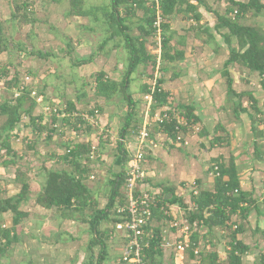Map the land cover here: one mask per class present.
I'll return each instance as SVG.
<instances>
[{
	"label": "crops",
	"instance_id": "obj_1",
	"mask_svg": "<svg viewBox=\"0 0 264 264\" xmlns=\"http://www.w3.org/2000/svg\"><path fill=\"white\" fill-rule=\"evenodd\" d=\"M64 1L69 2V0H57L58 5L65 7L64 13L62 18L56 21L57 24H54L55 32L49 30L51 34L49 39L60 40L61 35L64 39L61 40L62 44L66 46L70 44L74 49L72 54L81 55L83 49L93 47L100 37L102 41L99 47L105 48L102 50H104L103 54L106 53L105 59L108 60L106 63L108 71L106 69L103 71L108 72L109 75L103 73L109 80L122 82L124 78L117 79L115 75H119L122 71L124 61L116 57L115 53L120 48H124L125 61L128 62L125 64L128 69L129 55L123 38L110 39L111 31L100 13V21L97 22L90 17L67 16L70 2L67 4ZM85 1L87 10L111 6L110 0L101 2L98 0L93 4L90 0ZM185 1L198 7L202 18L196 23L197 26H194L195 21L188 20L190 14L187 15L186 10H183L170 23L171 29L168 35L172 40L171 55L175 56L178 53L180 56L177 60L164 62L165 70L158 80L161 91L167 96L166 106L157 107L154 101L149 107L144 98L150 86L147 83L151 73L150 65H140L131 74L125 94L114 96L112 99L96 96V83H93L92 89L98 99L97 103L84 102L90 100L86 92L82 88L74 91L72 86L73 82L83 80V77L87 76L84 72L94 66L89 64L90 62L87 63L88 65H78V68H74V72L77 73L72 70V78L64 74L63 81L54 85L49 83L47 87L52 96L46 95L43 87L37 82L35 88L43 97V101L35 104L31 116L40 118L38 129L36 130L32 125L30 116H23L20 134L12 143V150L17 152L20 162L22 161L27 167L25 174L30 179V193L22 204V208L26 209L21 208L28 216L19 226L21 229L19 234L22 233V236L28 233L27 239L33 241L35 245H45L43 252L45 255L43 254L42 257L39 254L37 263L44 264L47 262L46 259H53L54 264H59L63 236L69 237L71 243L68 244L69 247H64V250L73 249L74 255H69V260L77 262L79 257L77 264H87L91 257L93 264H98L101 250L99 246H95L92 252L90 250V244L96 234L92 233L89 224H79L80 221L64 219L59 213L55 214L53 210L44 209L37 204L36 200L46 185V171L67 170L76 174L81 172L83 182L96 202V208L102 210L107 207L114 183L118 181L119 176L124 173L126 178L130 162L139 147L138 133L144 127H148L150 138L143 164L146 179L139 184L138 189L142 193L148 192L161 202L158 207L160 209L154 211L150 228L155 232L160 230L161 233L166 230L170 241L176 242L179 232L170 229L168 219L161 208L168 209L173 215L172 218L186 215L188 209L195 203V191L198 194L205 190L213 193L216 191V180L221 176H214L213 166L221 164L227 169L230 165H234L239 182L238 189L246 199L244 208L247 207L248 211L246 213L238 211L233 214L224 228L215 227L212 233L200 228L197 234L198 241L201 247L217 251L220 256L222 253L227 259L230 251V236L237 230L234 227H237L240 228L237 240L249 247V252L242 257V264H259L264 258V91L257 75H253L257 78L254 81L255 79L248 78V73L238 66L225 68L229 54L222 34L227 30L220 33L215 31L217 20L209 10L224 15L229 3L225 0L221 2L205 0L206 6H201L197 0ZM261 2L264 3V0ZM63 3L66 5L64 6ZM150 5L149 0L143 4L144 7L133 5L136 8L135 15L127 22V25H132L129 31L131 37L141 36L139 26L146 25L143 20ZM185 8L186 6L183 7ZM121 14L124 15V8L121 9ZM259 20L260 18L255 19L249 15L240 23L260 28ZM78 25L84 28L78 30ZM93 26H99L101 33L96 32ZM209 33L214 34L212 39H209ZM149 44L150 38L145 42L146 54L156 61L154 51H150L149 48L152 47ZM66 49L60 51L66 52ZM65 55H69L68 52ZM86 60L83 59L82 62ZM110 66L112 71L109 70ZM114 66L119 70L116 68L113 70ZM226 70L234 81L233 90L239 95L246 96L241 101L228 92L226 78L223 76ZM27 76H30L34 82V77L25 74L21 78V85ZM250 96L256 98L258 102L260 111L258 115H255L251 109L254 102ZM239 104H242L243 108L238 111L236 107ZM49 108L56 109L57 113L53 110L47 111ZM68 109L72 112L69 113ZM95 110L99 112L96 125L88 124L90 128L84 126L73 128L74 115H89ZM167 110L174 114V119L169 124L177 122L178 130L175 128L174 137H171L168 131H164V126H159L157 122L158 116ZM190 115L192 117L189 121L187 117ZM78 148H90L91 152L86 159H79L82 166L76 170V166H70L63 159L71 150ZM93 148L97 150L94 154ZM2 156L7 159V155H3L0 151L1 162L5 161L2 160ZM26 160L28 162H23ZM2 169L4 167L0 166V173ZM229 180L228 175L224 176V183H228ZM125 192L124 183L121 187L124 203ZM120 203V198H117L116 204ZM110 218L103 221L99 229L108 252L103 264H123L120 260L126 243L125 233L116 230V223L120 218L115 215H111ZM27 221L35 222L28 231L23 226ZM12 224L11 220L9 226ZM215 234L222 238L227 236L225 239L227 242L222 238L219 239L227 252L223 253V250L218 249L217 239L213 240ZM53 239L54 243L51 244L50 241ZM217 244L218 246L214 247ZM36 249L38 251L37 247ZM163 250L165 258L167 260L170 258L174 264L180 262L199 264V259L195 257L196 259L192 261L190 255H185L183 260L176 261L172 248ZM27 254L28 261H32L33 254L29 251Z\"/></svg>",
	"mask_w": 264,
	"mask_h": 264
},
{
	"label": "trees",
	"instance_id": "obj_2",
	"mask_svg": "<svg viewBox=\"0 0 264 264\" xmlns=\"http://www.w3.org/2000/svg\"><path fill=\"white\" fill-rule=\"evenodd\" d=\"M111 6L108 8H90L87 10L85 0H69L70 9L67 16H79V17H90L93 18L95 22L100 21V14H102L103 20H105L111 31L110 39L123 38L124 45L129 55V66L124 76L122 82L118 83L113 80L106 78L104 73L99 74L96 77V96L105 99H112L114 96L124 95L126 89L129 86V79L131 74L140 65H151L155 66L156 61L153 57L148 56L145 50V42L148 38H152L155 35L154 22L156 19V10L153 8L155 2H150V8L146 10V18L143 20L146 25H140L139 30L141 31V36L133 38L130 36L129 31H131L132 25H127L129 18L135 15L134 4L137 7H144L143 4L146 0H110ZM200 5L206 6L205 0H197ZM223 1V0H217ZM229 3L225 14H220L217 12H211L208 6L207 9L216 18L217 24L215 26V31L220 33L223 30H227L225 34H222L224 43L227 46L229 59L225 63V68L238 66L250 75H257L261 88L264 91V29L258 28L256 26H245L240 23L242 19L246 16H252L253 18H263L264 17V3L261 0H248L247 2H241L237 0H225ZM12 15L9 23L12 26L18 24H34L36 21L28 16L30 10L29 0H12ZM161 15L164 18V23L162 24L163 34H162V56H161V66L160 71L164 72V62H171L177 60L180 54L176 53L175 56L171 55L172 48L171 37L168 35L170 32V23L175 20L183 10H186L188 20H194L198 23L202 15L198 11V7L193 6L185 0H162L161 2ZM186 6L185 9L183 7ZM124 8V15L121 14V9ZM100 13V14H99ZM134 13V14H133ZM132 15V16H131ZM2 23H0V55L9 52L13 43L10 37L5 38L2 29ZM209 39H212L214 34L209 33ZM235 45V46H234ZM19 49L24 50L23 45H18ZM69 55H72L71 45L68 44ZM27 52V56H37L43 57V54H37V52L24 51ZM71 52V53H70ZM91 60V59H90ZM90 60H86L81 65L87 64ZM10 72L7 65H3L0 62V79L9 78ZM223 76L226 78V84L228 86V92L231 95L236 96L240 101L246 96L244 94H237L233 90V79L231 75L226 70L223 72ZM8 84V91H12V98H3L0 101V118L4 120L3 125L0 126V151L3 155H7L10 159L0 161V166L3 165L7 168L8 165L16 166V162L20 161L19 156L16 151L12 150V143L14 138H17L20 134L21 125L23 123V116H30L32 125L35 129H38V122L40 118H32L31 114L33 108L35 107V100L30 97L31 88L37 87V81L34 80L27 90L18 98H14L16 90L20 89L21 79L18 77L13 78ZM158 85V89L154 94V100L157 103V107L166 106L167 96ZM14 91V92H13ZM147 93V92H146ZM247 95V94H246ZM253 104L251 109L255 115L260 113L258 109V102L256 98L252 96ZM126 99L129 100L126 96ZM71 109H74L70 107ZM242 104L236 107V110H241ZM71 113V110H67ZM245 111V110H244ZM74 117V116H73ZM192 115L188 116V120H191ZM177 122L172 124H167L164 126V131H168L171 137H174V132ZM73 128L78 126H84L90 128V126L81 118L75 117L72 122ZM91 149L78 148L76 150H71L70 153L64 157V161L70 166H76V170L82 164L79 159H86L90 155ZM225 166V165H224ZM223 165L220 164V176L216 180V191H201L198 196L194 197V202L198 206V210L189 213V220L194 222L198 220L203 224L200 228H205L212 233L215 227L224 228L227 223H229L231 216L239 212L246 213L248 208H244V204L247 203L245 197L242 193L234 194V191L239 188V182L237 180L236 169L234 165H230L229 168L225 169ZM14 183H16L19 188V194L11 197H4L5 191L0 188V253L4 254L5 251L10 248L14 243H17L19 238V226L22 221L28 216L27 213L22 211V204L28 199L30 193L29 178L21 170H16ZM78 175V176H77ZM228 175L230 180L228 183L223 182L224 176ZM46 185L42 193L38 196L36 202L39 206L47 210H56L62 218L69 220H77L82 223L89 224L92 233L96 236L90 244V250L95 246H99L100 256L98 264H103L106 259L107 246L103 239V235H100V225L103 221L111 219V215H117V210L119 207L124 205V197L121 193V187L126 184L125 174L119 176L118 181L114 183L113 191L106 208L99 210L96 208V202L90 196L89 189L84 184L83 176L81 172L73 173L67 170L64 171H46ZM1 187V186H0ZM120 198V204H116V199ZM126 200V197H125ZM164 202V201H163ZM166 202V201H165ZM164 202V203H165ZM9 214L12 218V226H7L4 222V218ZM116 220V219H115ZM114 220V222H115ZM240 228H237L234 233H232L230 251L228 252V258L225 262L221 263L219 260V254L217 251H204L199 264H242V257L249 252V247L245 246L237 240V233H239ZM160 237L161 231L156 230V239H153L150 243L149 248L144 250L145 263L146 264H174L170 258L167 260L164 255V250L160 248ZM194 241L198 242L197 234L193 237ZM217 245H214L216 247ZM190 260L194 261L196 258L193 252H188ZM87 264H93V258L91 257ZM259 264H264V258H262Z\"/></svg>",
	"mask_w": 264,
	"mask_h": 264
},
{
	"label": "rangeland",
	"instance_id": "obj_3",
	"mask_svg": "<svg viewBox=\"0 0 264 264\" xmlns=\"http://www.w3.org/2000/svg\"><path fill=\"white\" fill-rule=\"evenodd\" d=\"M90 1H91L90 3L93 4L98 0H90ZM101 1L103 0H100V2ZM29 2H30V7H29L30 10L28 12V16L31 19L35 20L36 22L34 24H18L12 26V24L8 22V20H10L12 15V6H11L12 0H0V23H2L3 26L2 27L3 34L5 38L10 37L11 42L13 43L9 52L0 55V62H2L3 65H7L8 70L10 72L9 78H6L4 80L0 79V101H2L3 98L5 99L12 98V91L9 92L7 90L8 89L7 82H10L15 77L21 79L25 74H30L32 77H34L33 79H35L38 82V84H40V86L43 87L44 93L46 95L52 96V93H50V90L47 87L49 86V83H53L54 85L57 82L63 81L65 77L64 74H66V76H69V78H72L73 75L72 70L74 72V70L78 68V65L82 66L80 63L82 62L83 59H87V60L91 59L89 64H93L94 66H91V68H88V66L86 67V69L87 68L88 69L86 70V72H84V75L86 74L87 76L83 77V80H77L76 82H73L72 86L74 91H78L79 88H82L86 92L87 97L90 100H85L84 98L85 100L84 102L97 103L98 99L94 96V91L92 89L93 83H96V77L99 74L105 72L103 71L104 69L108 71L106 64L108 60L105 59L106 53L103 54L104 50H102L104 47L103 46H101V48L99 47L102 39L98 37L97 38L98 40H96L95 42L96 44L94 43V46L91 48L89 47V49H83L81 55L80 54L65 55V53L69 52V47L62 44L61 40L63 38H61V35L59 36L60 40L49 39L51 37L49 30L51 31L54 30L55 32L56 29H54L55 26L54 24H57L56 21L62 18L61 16L64 13L63 8L65 7L58 5L57 0H29ZM64 2L67 3V1ZM67 4H69V2ZM63 5L65 6L66 4L63 3ZM258 22L260 28L264 29V17L260 18ZM193 25L197 26L196 22ZM83 28L84 27H81L80 25H78L77 27L78 30ZM93 29L96 32L101 33L100 31L101 28L99 26H93ZM157 43L158 41L154 36L150 38L149 46H151L152 48L149 49L152 52L154 51V54L158 50ZM19 44L23 45L24 50L19 49L18 47ZM63 48L64 49L67 48L66 52L60 51ZM31 50L37 52V54H43V57L45 58L37 57V56H27L26 54L27 52H24ZM71 52L73 53V50ZM125 53L126 52H124V48H120L115 53L116 57L120 58L121 61H124L122 71L121 72L118 71L120 72L119 75H115L117 79H120L122 77L124 78L127 71V64L125 63L128 62L125 61V57H126ZM114 68H116V70H119L115 66L113 67V70ZM109 70L112 71V66H110ZM150 71L151 73L149 75V78H147V83H149V85L152 84V82L154 81L155 73L158 72L159 78L160 76H162L161 75L162 72L160 71V68H157L154 64L150 65ZM105 73L109 75L108 72ZM248 78L255 79L254 81H256L257 79L255 76H252L250 74H248ZM3 123L4 120L0 118V126L3 125ZM3 159L5 161H8V157L6 159L4 158V156H2V160ZM23 162H28V161L26 160ZM26 168L27 167L25 166V164H22V161L21 162L18 161L16 162V166L8 165L7 168H4L5 170L2 169V173H0V186H1L0 188L2 191H5L4 197L16 196L20 193L19 192L20 187L16 183H14L15 181L14 178L17 176L15 175V173L16 170H21L22 174H24ZM22 209H26V208L23 207ZM53 211L55 212V214H58L56 210ZM11 220L12 218L9 214H7L6 217L4 218V222L5 224H7L8 227L11 224ZM34 223L35 222L27 221L24 223L23 226L28 231V229L34 226ZM79 224H85V223H82L80 221ZM21 234H19L18 236L19 240L17 243H14L10 248H8L4 254L0 253V264H40L41 263V262L37 263L36 260L39 254H41L42 257H44L45 253L43 252L45 245H35L33 241L27 239L28 233L22 236ZM224 237L227 238V236ZM214 238H216L219 243L218 249L223 250V253L227 252L223 248V243L219 242L220 241L219 239L222 237L215 234L213 240ZM226 238H222V240L226 241L225 240ZM50 242L51 244H53L54 239ZM68 244H71L69 237L63 236V242L61 243L63 249L59 253V259H60L59 264H77L79 260V257L77 259V262H73L69 260V255H74V251L72 248L71 250H64V247L66 246L69 247ZM36 247L38 248V251ZM201 250L209 251L210 248L208 249L207 247L202 246ZM28 251L31 252L34 256L32 260L33 262L31 260L28 261L27 259ZM210 251H212V249ZM225 258H226L225 255H223L222 253L221 256L219 255V260L221 261V263L227 260ZM46 261L47 262L46 263L44 262V264H54L53 259L52 260L46 259ZM85 262H87V259L85 260Z\"/></svg>",
	"mask_w": 264,
	"mask_h": 264
},
{
	"label": "built area",
	"instance_id": "obj_4",
	"mask_svg": "<svg viewBox=\"0 0 264 264\" xmlns=\"http://www.w3.org/2000/svg\"><path fill=\"white\" fill-rule=\"evenodd\" d=\"M155 2L153 8L156 10V19L154 22V37L158 41L157 52L154 56L156 57V67L160 68L162 60V24L164 23V18L161 15V2L162 0H150ZM158 72L155 73V78L152 84L148 88V93L144 96L145 100L148 102L149 107L154 103V94L158 89ZM32 78L30 76L25 77L24 83L17 90L14 98L20 97L32 83ZM161 91V90H159ZM30 97L35 100L36 103H41L43 97L38 93L37 88H31ZM57 113L56 109H47V111H52ZM97 110L93 114L87 115H74V117H81L87 124L96 125L97 118L99 116ZM174 119V114L170 113L168 110L158 116L157 122L159 126H165L172 122ZM188 124V122L186 123ZM178 130V128H176ZM150 134L148 127H144L138 133L139 147L137 148L129 166V172L126 178V192H125V203L123 206L119 207L117 210V215L120 220L116 223V230L125 233L126 243L124 245V250L121 256V262L123 264H146L144 250L149 248L150 243L153 239H156V232L150 228L151 221L154 217V211L160 205V200L154 198L148 192H139V184L145 181L146 172L144 169L145 153L146 147L149 142ZM93 154L97 151L96 148L92 149ZM213 174L215 177L220 176V167L213 166ZM239 189L234 191V194H239ZM194 196H198V192H194ZM160 209V208H158ZM164 216L168 219L170 229H175L179 232V236L176 242H171L167 237L168 233L166 230L162 231L160 237V248L162 249H173V255L175 260H183L188 252H193L194 256L199 259L202 258L203 250L199 241L196 243L193 237L199 233L200 226L203 224L198 220L191 222L189 220V213L198 210L196 203H193L191 208L188 209L186 215H181L180 217H173L170 211L166 208H161ZM236 230L237 227H234ZM209 249V248H208ZM178 264V263H177ZM183 264V263H179Z\"/></svg>",
	"mask_w": 264,
	"mask_h": 264
}]
</instances>
